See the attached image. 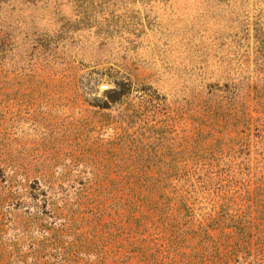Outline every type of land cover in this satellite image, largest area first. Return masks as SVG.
<instances>
[{
    "label": "rangeland",
    "instance_id": "rangeland-1",
    "mask_svg": "<svg viewBox=\"0 0 264 264\" xmlns=\"http://www.w3.org/2000/svg\"><path fill=\"white\" fill-rule=\"evenodd\" d=\"M259 242L264 0L0 1V264H259Z\"/></svg>",
    "mask_w": 264,
    "mask_h": 264
},
{
    "label": "trees",
    "instance_id": "trees-1",
    "mask_svg": "<svg viewBox=\"0 0 264 264\" xmlns=\"http://www.w3.org/2000/svg\"><path fill=\"white\" fill-rule=\"evenodd\" d=\"M1 1V0H0ZM124 85H122V87H123ZM126 86V85H125ZM127 92V90H123L121 87H120V85L118 84L117 85V87H116V89H112V90H110L109 91V94H110V96L108 97V99L111 101V102H116V101H118V99L120 98V97H123L124 95H125V93ZM129 175H135V174H129ZM134 178H129V184L128 185H133V183H134V180H137L138 181V183L140 182V178H141V176H133ZM132 179H134V180H132ZM155 181H156V179H155ZM131 182V183H130ZM245 234H250L251 232H250V230H248L247 228L245 229ZM245 244H248V245H250L251 244V242H250V240H247L246 242H245ZM255 248L257 249V250H259V251H261V254H259L255 259V261H257L259 264H264V242H259V243H256V245H255Z\"/></svg>",
    "mask_w": 264,
    "mask_h": 264
}]
</instances>
